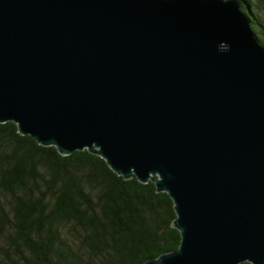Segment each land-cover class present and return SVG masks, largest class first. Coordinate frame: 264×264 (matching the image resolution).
I'll return each mask as SVG.
<instances>
[{
    "label": "water",
    "instance_id": "95a60500",
    "mask_svg": "<svg viewBox=\"0 0 264 264\" xmlns=\"http://www.w3.org/2000/svg\"><path fill=\"white\" fill-rule=\"evenodd\" d=\"M174 202L140 264H264V46L240 0H0V122Z\"/></svg>",
    "mask_w": 264,
    "mask_h": 264
},
{
    "label": "trees",
    "instance_id": "16d2710c",
    "mask_svg": "<svg viewBox=\"0 0 264 264\" xmlns=\"http://www.w3.org/2000/svg\"><path fill=\"white\" fill-rule=\"evenodd\" d=\"M240 2L264 46V0ZM175 218L155 182L124 178L88 149L61 154L0 122V264H140L179 248Z\"/></svg>",
    "mask_w": 264,
    "mask_h": 264
}]
</instances>
